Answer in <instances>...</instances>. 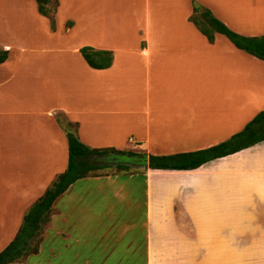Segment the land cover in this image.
Listing matches in <instances>:
<instances>
[{"label":"crops","instance_id":"obj_1","mask_svg":"<svg viewBox=\"0 0 264 264\" xmlns=\"http://www.w3.org/2000/svg\"><path fill=\"white\" fill-rule=\"evenodd\" d=\"M55 1L52 29L35 0H0V252L67 169L65 123L89 148L170 156L264 111V61L189 20L197 4L259 37L264 0ZM83 47L112 52L111 67L90 68ZM141 169L76 181L39 252L11 264H264V141L194 170Z\"/></svg>","mask_w":264,"mask_h":264},{"label":"trees","instance_id":"obj_2","mask_svg":"<svg viewBox=\"0 0 264 264\" xmlns=\"http://www.w3.org/2000/svg\"><path fill=\"white\" fill-rule=\"evenodd\" d=\"M35 1L38 12L50 20L51 28L54 29L57 1L52 8L49 6L51 0ZM189 20L209 43L214 42L216 33L222 34L236 48L264 61V35L244 37L236 34L216 19L208 9L197 4L193 5V14ZM79 52L92 69L104 70L112 65L113 54L110 51L83 47ZM6 58L7 53L0 51V64ZM64 126L69 153L67 169L56 176L42 197L25 214L15 238L0 252V264L21 262L39 252L53 203L78 180L107 175H132L141 172V168H144V171L194 170L264 141V111L258 113L240 132L225 142L203 150L170 156H153L143 151L132 152L116 148H89L79 140L77 125L65 123Z\"/></svg>","mask_w":264,"mask_h":264},{"label":"rangeland","instance_id":"obj_3","mask_svg":"<svg viewBox=\"0 0 264 264\" xmlns=\"http://www.w3.org/2000/svg\"><path fill=\"white\" fill-rule=\"evenodd\" d=\"M111 4H112V1L110 2V5H111ZM110 15H111V14H110ZM105 160H106V159H105ZM140 207H141V206H140ZM138 212L141 213L142 211L139 209ZM138 264H144V263L142 262V260H139V263H138Z\"/></svg>","mask_w":264,"mask_h":264}]
</instances>
